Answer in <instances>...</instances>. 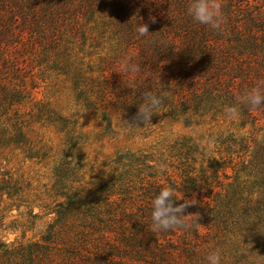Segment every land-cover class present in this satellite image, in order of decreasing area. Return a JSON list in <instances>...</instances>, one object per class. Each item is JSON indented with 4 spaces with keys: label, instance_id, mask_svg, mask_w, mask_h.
Instances as JSON below:
<instances>
[{
    "label": "trees",
    "instance_id": "trees-1",
    "mask_svg": "<svg viewBox=\"0 0 264 264\" xmlns=\"http://www.w3.org/2000/svg\"><path fill=\"white\" fill-rule=\"evenodd\" d=\"M28 2V6L17 9L22 26L16 28L13 24L16 12L4 13V5L0 6V65L3 67L13 62L11 52H7L10 47L27 49L28 44L21 42L24 31L40 28L34 21L38 10L34 0ZM61 2L67 7L95 6L115 19L131 48L123 61L139 67L133 73L122 67L123 61H103L95 78L74 79L78 98L86 106H100L105 119L121 117L123 120L132 116L142 103L143 93L151 91L163 98V106L174 109L180 106L183 112L189 108L190 101H197L198 107L203 103L236 106L243 124L264 120V101L262 107L256 108L241 103L243 95L253 88L264 92V0H225V8L220 7L222 22L218 29L193 21L187 14L189 0ZM46 20L43 24L48 23ZM138 24L147 25L148 33L139 35ZM26 83L25 79L13 84L0 81V118L9 109L17 112L25 99L30 98ZM47 119L54 122L51 116ZM24 127L20 117H14L12 136L4 137L5 131L0 127V145L8 141L25 142ZM65 128L67 125L62 126ZM73 132L72 128L67 131L71 142ZM217 144L218 160L207 162L205 167L200 165L199 170H196L194 155H205L197 153L196 147L188 143L182 145L185 157L179 162L182 168L179 180L175 175H167L164 180L156 177L157 170L145 156L119 157L117 162L123 163V172L115 181L101 183L90 198L79 193L68 194L62 180L69 176L71 169L70 163L64 162L54 173L60 196L65 198L57 204L56 219L38 241L13 249L0 245V264H207L205 257L209 253L203 239L214 226L213 215L219 214L217 207L225 197L222 193L237 181L239 171L246 170L242 157L249 147L247 142L236 144L228 138L218 140ZM236 146L238 149L232 150ZM233 156L239 162H233ZM259 163L262 181L254 183L259 196L245 202L243 231L264 248V147L260 148ZM227 167L234 176L226 173ZM165 186L174 189L173 206L185 199L192 203L182 213L189 215L182 217L189 225L186 230L155 232L151 228V199ZM11 195L7 193L8 197Z\"/></svg>",
    "mask_w": 264,
    "mask_h": 264
},
{
    "label": "rangeland",
    "instance_id": "rangeland-1",
    "mask_svg": "<svg viewBox=\"0 0 264 264\" xmlns=\"http://www.w3.org/2000/svg\"><path fill=\"white\" fill-rule=\"evenodd\" d=\"M215 2L225 8V0ZM28 3V0H0L4 13L16 12L15 28L22 26L17 9ZM33 3L38 9L34 21L40 28L24 31L21 42L28 44L27 49L10 47L7 52H11L13 62L9 66L0 65L2 83H19L25 79L31 95L17 112L9 109L0 118L4 137L13 135L14 117L23 119L26 140L0 145V245L13 249L38 241L46 234L48 225L56 219L57 204L65 201L54 174L64 162H69L71 169L62 180L68 194L79 193L90 198L101 183L115 181L123 172V163L117 162L119 157L145 156L157 170L156 177L164 180L167 175H175L179 180L182 174L179 162L185 157L182 145L188 143L196 147L197 153L205 155H194L199 170L200 165L205 167L207 162L218 160L217 141L228 138L236 144L248 143L242 157L247 168L239 171L237 181L222 193L225 197L217 207L218 216L212 217L214 226L203 239L204 247L207 254L219 249L220 264H264V248L246 237L243 231L246 218L242 213L245 202L259 196L254 183L262 181L259 152L264 147V120L243 124L240 112L237 121L226 115L225 106L203 103L198 107L197 101H190L185 112L180 106L174 109L162 105L154 111L150 124L140 127L127 125L137 108L126 119H105L100 106H86L78 98L74 79L95 78L103 61H123L131 49L124 32L115 19L95 6L67 7L61 0ZM44 20L50 25L43 24ZM63 125L67 128L62 129ZM71 128L72 142L67 134ZM189 157L186 159L191 163ZM233 157V162H239L237 156ZM225 171L234 176L229 167ZM164 172L166 175L162 176ZM8 192L12 194L10 197Z\"/></svg>",
    "mask_w": 264,
    "mask_h": 264
},
{
    "label": "clouds",
    "instance_id": "clouds-1",
    "mask_svg": "<svg viewBox=\"0 0 264 264\" xmlns=\"http://www.w3.org/2000/svg\"><path fill=\"white\" fill-rule=\"evenodd\" d=\"M187 14L198 24L207 25L212 29H218L222 22V14L220 5L215 0H190L187 7ZM138 34L143 36L147 34V25H137ZM122 67L126 71L133 73L139 71L138 65L129 64L127 61L122 62ZM264 101V92L259 88H253L245 93L241 98V103H246L249 106L256 108L262 107L261 102ZM163 98L151 91L143 93L142 103L137 107V111L132 119V122H127L129 128L140 127L138 125L149 123L157 108L162 107ZM226 115L234 120H239V110L236 106H228L225 109ZM150 124V123H149ZM174 189L171 186L161 187L152 197L150 205L151 228L155 232L168 231L170 229L186 230L189 225L185 223L182 217L184 209L192 203L183 200L182 203L173 206ZM207 264H220L221 255L219 249H214L206 257Z\"/></svg>",
    "mask_w": 264,
    "mask_h": 264
}]
</instances>
